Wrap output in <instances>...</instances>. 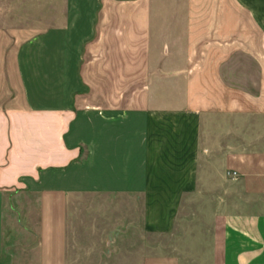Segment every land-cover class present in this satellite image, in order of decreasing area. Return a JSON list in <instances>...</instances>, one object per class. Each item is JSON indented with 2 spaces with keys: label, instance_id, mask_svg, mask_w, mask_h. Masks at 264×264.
<instances>
[{
  "label": "crops",
  "instance_id": "1",
  "mask_svg": "<svg viewBox=\"0 0 264 264\" xmlns=\"http://www.w3.org/2000/svg\"><path fill=\"white\" fill-rule=\"evenodd\" d=\"M108 206L114 261L264 264V0H0V264Z\"/></svg>",
  "mask_w": 264,
  "mask_h": 264
},
{
  "label": "rangeland",
  "instance_id": "2",
  "mask_svg": "<svg viewBox=\"0 0 264 264\" xmlns=\"http://www.w3.org/2000/svg\"><path fill=\"white\" fill-rule=\"evenodd\" d=\"M93 199V198H92ZM91 199V200H92ZM98 198L93 199L92 201H96ZM109 202L113 203V199H98L97 202ZM110 206L105 208V214H100V216L95 214V211L93 213L87 214L85 216L80 215V213L72 215L71 220L74 225V229L69 231V240L71 243V247H69V259H71L74 263L78 264V262H81L80 264H126L122 263L120 261H114L113 258V243L110 241L111 237L107 236V233L104 230V227H106V224H108L110 221ZM78 208V207H77ZM79 210V209H78ZM84 217V218H83ZM85 219V220H83ZM82 222V223H81ZM91 224L93 230L88 231L85 230V227H90V225H86V223ZM94 225L97 226L94 229ZM80 241L78 244H81V247H76V250L74 249L75 241ZM84 241V243H82ZM110 242V243H109ZM112 244V245H111ZM117 249V248H116ZM158 248L153 247V251H158ZM118 250V249H117ZM82 254L83 261L79 260L78 255ZM85 259V260H84Z\"/></svg>",
  "mask_w": 264,
  "mask_h": 264
}]
</instances>
